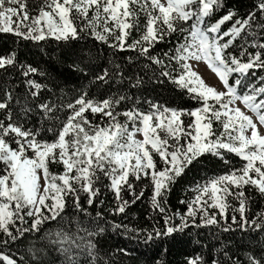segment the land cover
<instances>
[{"label": "snow or ice", "instance_id": "obj_1", "mask_svg": "<svg viewBox=\"0 0 264 264\" xmlns=\"http://www.w3.org/2000/svg\"><path fill=\"white\" fill-rule=\"evenodd\" d=\"M224 6V0H41L33 14L28 0H0V33L31 41L49 37L68 41L81 39L87 33L111 48L135 51L161 65L160 76L171 79L201 105L190 111L159 104H150L147 111L136 106L120 111L127 96L95 100L82 94L62 106L68 115L58 130L48 129L56 137L49 142L38 138V129L26 127L13 117V97L5 93L0 99V112L4 113L0 117V264H23L24 258L12 252L11 245L28 233H38L44 222L60 217L67 195L75 197V207L80 211L84 209L79 204V192L88 194L91 205L99 194L95 185L101 175L120 201L115 209L119 213L128 204L120 195L125 186L135 199L144 194L142 189L136 195L129 177L150 179L152 207L165 215L166 227L147 233L146 243L183 231L188 226L187 219L194 221L197 213H202L206 225L218 224L216 216L226 219L229 208L234 213L232 223L241 231H264V211L250 219L246 213L251 198L245 194L251 188L264 197V75L256 71H264V0H258L245 16L229 9L213 21ZM228 22L231 26L223 30ZM134 30L140 32V37L129 43ZM175 33L182 34L183 43L169 57V62L175 61L181 69L173 76L165 60L151 52L156 44ZM238 38L241 44L237 55L230 49ZM16 63L15 53L0 56V69ZM201 63L218 77L223 90L205 82L196 70ZM20 68L24 77L38 71L31 65ZM107 76L105 70L97 79ZM245 80L249 83L245 84ZM140 83L138 80L134 86ZM27 84L34 98L44 87L31 79ZM37 107L46 116L54 110L47 103ZM30 110L24 109L25 117ZM86 113L101 119L96 122ZM183 116L193 119L186 122ZM206 153L226 164L230 163L226 154H235L244 163L197 185L196 195L186 202L188 210L181 224L173 225L163 206L166 193L185 169ZM50 164H62L63 172L51 173ZM229 197L238 202V207L230 203ZM209 209L217 212L209 214ZM235 213H239V220ZM25 217L34 218L29 227H21L27 223ZM231 230V226L224 228ZM83 231L88 237L95 235ZM85 240L58 232L52 242L68 256L69 264H77L74 250L83 248L90 259L93 256L95 244L92 240L81 243ZM201 259L190 260L189 264H200ZM247 261L264 264V257L249 254ZM213 264L220 262L214 260ZM232 264L241 262L237 259Z\"/></svg>", "mask_w": 264, "mask_h": 264}, {"label": "trees", "instance_id": "obj_2", "mask_svg": "<svg viewBox=\"0 0 264 264\" xmlns=\"http://www.w3.org/2000/svg\"><path fill=\"white\" fill-rule=\"evenodd\" d=\"M257 2L258 0H224V8L212 19H218L229 9H235L240 16H245L255 8ZM28 3L33 12V9L41 4V0H28ZM230 26L231 22L226 23L223 30ZM139 37L140 32L134 30L129 37V43ZM180 43H183V36L181 33H175L156 44L151 52L153 56L165 60L167 70L172 71L173 76L178 75L181 69L175 61L169 62V57ZM240 44L241 40L238 38L230 51L238 55L237 48ZM10 53L16 54L17 63L16 66L0 69V99L10 92L13 97V117L25 123L26 127L38 129V138L41 140L51 142L56 138L55 132L48 129H59L61 122L68 115V111L62 106L82 94H87L95 100L127 96L128 99L119 106L120 111L133 106L147 111L150 104L189 111L201 106L185 89L172 83L171 79L160 76L161 65L151 63L135 51L111 48L87 33H83L81 39L68 41L52 37L44 41H31L12 33H0V56ZM165 53L169 55L165 56ZM20 65H31L38 71L24 77ZM105 70L108 71L107 78L97 79ZM256 71L257 75H264V71ZM29 79L44 85L38 97L31 96L27 84ZM138 80L142 83L134 86ZM244 83L249 81L245 80ZM40 103L53 106V112L46 116L37 107ZM24 109H31L26 117ZM3 115L4 113L0 112V117ZM86 115L96 122L101 119L99 115ZM121 119L123 120V117ZM182 119L187 122L193 118L183 116ZM226 156L230 161L228 164L211 153L198 157L171 184L170 191L166 193V203L163 205L167 215L171 217V224H181V217L186 215L188 210L186 202L196 195L197 185L226 173L230 168H239L244 163L235 154L228 153ZM2 167L0 164V168ZM63 170L62 164L49 165L51 173L60 174ZM129 179L136 195H139L142 189L144 194L135 199L125 186L120 194L122 200L128 201L124 212L115 211L120 201L109 187L110 182L101 175L100 181L95 185L99 188V194L91 205L87 202L88 194L79 192V204L84 209L80 211L75 207V197L72 194L67 195L61 216L44 222L38 233H28L12 244V252L24 258L23 264H69L68 256L60 251L59 245L52 242L56 233L67 232L85 237L95 244L91 259L83 248L74 250L77 264H189L190 260L198 257L202 258L200 264H213L214 260H218L220 264H232V261L237 259L241 264H248L249 254L257 258L264 257V231H241L232 223L231 217L234 213L231 208L227 210L226 219L216 216L218 224L206 225L201 218L202 213H197L194 221L191 217L187 219L188 226L183 231H175L171 235L161 236L146 243L147 233L166 227L165 215L152 207L153 187L150 179ZM245 194L251 198L250 210L246 215L254 219L257 213L264 211V197L251 188L247 189ZM229 201L234 207H238V202L231 197ZM208 211L209 214L217 212L216 209ZM44 212L47 215V210ZM235 215L239 220V213ZM33 219L25 217L27 223L21 227H29ZM227 226H231L233 230L224 231ZM83 229L95 235L88 237ZM0 239H3L2 233ZM86 240L81 243H86ZM228 257L232 259L229 260Z\"/></svg>", "mask_w": 264, "mask_h": 264}, {"label": "rangeland", "instance_id": "obj_3", "mask_svg": "<svg viewBox=\"0 0 264 264\" xmlns=\"http://www.w3.org/2000/svg\"><path fill=\"white\" fill-rule=\"evenodd\" d=\"M36 8L33 9L34 13L36 11ZM196 70L199 72V74L202 76V78L205 80V82L209 86H214V87L218 88L219 90H223L222 84L219 81L218 77H216V75L205 64H203V63L199 64L197 66ZM241 107H243V106L241 105ZM195 109H193V110H195ZM248 115H252V113L249 112ZM214 127L217 128V130H219V126L217 124H214ZM262 131H264V129H262ZM137 138H142V137L138 136ZM41 184H43V180H41Z\"/></svg>", "mask_w": 264, "mask_h": 264}]
</instances>
